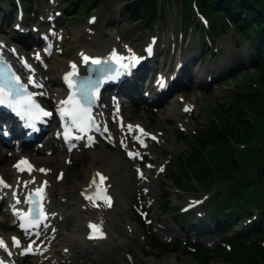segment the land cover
I'll return each instance as SVG.
<instances>
[{
    "label": "rangeland",
    "instance_id": "rangeland-1",
    "mask_svg": "<svg viewBox=\"0 0 264 264\" xmlns=\"http://www.w3.org/2000/svg\"><path fill=\"white\" fill-rule=\"evenodd\" d=\"M64 1L71 3V0H64ZM95 3H96V4H94L95 11L99 12V16H100L101 20L106 21V23H107V21H108V23H111L110 27H115L114 25H112V24H114V20H115V22L118 23L117 24L118 27L121 28V26H122L125 31H126V26H130L133 29H136V31L139 33L140 32H143V33L151 32L150 28H144V26L141 23H135L128 17V15H125V13H124L125 0H100V1H96ZM165 5H166L165 9L168 12H171L172 6H175L177 9H179L178 4L175 2L169 1L168 3H165ZM90 11H92V10H90ZM157 24H158V22L156 23V25ZM81 26H82V22H77V21H74V22L67 25L68 29L75 28V27H78V29H80ZM159 26L160 25H158V27ZM231 32L232 31H229L228 34H230ZM186 35H188V36L192 35V38L194 39L198 36V32L187 31ZM233 55L238 56V57H236L238 59V62L241 61L242 63L246 64V66H244L243 69H246L248 72L250 71V73H252V74H250L252 81H254V79H255L258 82V84L256 82L254 83L256 85V88L254 87L253 84L248 85L247 88H244V89H249V91H252V92L254 91L256 93H253V94L251 93L252 95H250V96L243 95L244 96L243 98H249L247 102L257 100V101H260L261 104L263 105V108H262L263 112L262 113H259L258 111H255V110L252 113H250L247 108L244 109V114L242 116L245 120L248 121L249 126H251L253 128V131H254V129L260 123V118L262 116H264V87H263L264 81L262 80L260 73H256V72L252 71V68H253L252 65H254L252 62L253 60L250 59V61L247 62L245 59L244 53H241V54L235 53ZM228 59L225 61L224 64H225V66L230 67ZM240 69H242V68H240ZM234 70L237 71L236 67L234 68ZM228 71L230 72V74L227 73V74L223 75L222 78H226V77L232 75V71L231 70H228ZM238 80L240 81V79H238ZM218 83H219V81H216L212 86H209L208 88H196L195 86H193L190 88V90H192L191 92H193L194 94H196L195 93L196 91L201 93L202 102L204 104H205V100L207 103L208 99L213 100L214 103H217V101H220L219 100L220 95L222 98H224V95H222L220 93L221 86H217ZM244 83L247 84L248 81H242V83L240 82L239 86L241 87V84H244ZM215 86H217V87H215ZM241 89L244 90L243 87H241ZM215 92H218L220 95L215 94ZM204 93L206 95H204ZM234 113L235 112H233L231 110L229 112V115L227 113V115L225 116V118H226L225 119L223 117H220L219 112H218V115H215L216 116L215 118H216V120L218 118V124H219V122L223 123L224 120L228 121V124H229L232 121L231 116ZM163 117H164L163 114L158 113L156 115L155 120L158 121L157 126H156L157 128L164 127V126H162L163 123L167 124L165 126H168V123L165 122L166 118H163ZM256 117H257V119H256ZM256 121H258V122H256ZM218 126H220V125L216 126L214 136H216V134H218V133H216V132H218V129H219ZM152 128L155 129V127H153V126H152ZM166 129L168 130L169 128L166 127ZM249 138L252 139L253 137L250 136V134H249L248 136H245L242 140H235V141H236V143H244ZM173 142H174L173 146L175 148V151H179V150H183L184 152L188 151L186 149V147H183L182 144H180L179 141L176 140ZM187 143H188V145H187L188 148L190 150H194V155L195 154L197 155V157H196L197 163L194 165V170L191 168H187L185 175H183L181 173L179 168L174 167V169L171 171L172 175L169 176V179L168 180L165 179L162 182L163 187L160 190V191H162L161 196H163L164 197L163 199L167 200V202L170 203L171 205H174L176 203V199L173 197H175L176 194L178 195V193L181 194L176 189H174L173 186L182 187L184 185V183L189 182L191 175L188 172V170L193 171L195 178H198V179L202 178L201 177V173H202V170H201L202 166L201 165L203 163V153L204 152L208 153V155L210 156L209 162H211V161H213L212 160V156H213L212 154L216 153V154L220 155V152H223V153L229 152L228 150H229V147L231 146L230 138L228 139V142L226 143L225 146L219 145L217 147L214 145H211V144H207L206 146L201 147L200 142L196 143V142L190 141V140H188ZM211 146H213L214 148H212ZM92 151H101V152L107 154L108 156L115 157L117 159V169H118V178H117V184H116L117 192L118 193L121 192L122 196L127 195L126 193H128V189L131 187V183H130V179L127 175V172H126L125 165H124L122 159L120 158V156L115 151H109V150H106V149L101 148V147H95V149H93ZM0 152H1V149H0ZM90 154H91V151H88L87 153H85V155L83 157L80 158L79 162L76 165H74L73 167H68L66 169L65 183L63 186L67 185L71 181L73 182L76 180H77V182L80 181L79 183H81V178H80V176H78V173H80L83 168H86V163H87V160L89 159L88 156ZM223 155L224 154L221 155L222 157L220 156V160L223 163L225 162V160H228L232 157V154L230 152H229L228 157H224ZM12 159L13 158L4 159L3 157H1V154H0V168H2V170H4L6 165H8L12 161ZM44 159L38 160L37 162L51 164V163L56 161V158H51V161H49V162L45 161ZM198 168H200V169L198 172H196V169H198ZM173 172H175V175L177 176V182L176 183H174L172 181V177L174 175ZM190 194L192 195L194 193H190ZM198 194L195 193V195H198ZM220 194L222 195V192L217 193L215 197L216 198L218 197V199H219ZM186 195H188V194H186ZM211 205L215 206V203L212 202ZM169 211H170V209L168 211H165L164 213L169 212ZM164 213H162V214H164ZM118 214H119V212H116L115 216L117 218H118ZM118 222H119V220H118ZM70 227H72L71 223H70ZM130 244H131V249L136 251L135 254H136V259H137L136 263L137 264H148V262H150V261H152L153 264H162L166 260L167 261L168 260H174L175 264H228V261H229L226 258H222L218 252H213L212 257L207 258L204 262L203 261L198 262L193 257H191L190 253L185 252L183 249H176L173 251H163L161 254L160 253L157 254L156 249H154V252H151L150 254H146V253H143L140 249H137V247L135 246V244L132 241L130 242ZM237 257H234L232 259H235ZM115 260L117 261L118 259H115ZM115 260L114 259H107V258H105V259L95 258L94 259L93 255L88 253V254H84V255L80 254L78 256V259L73 264H117L118 262H116Z\"/></svg>",
    "mask_w": 264,
    "mask_h": 264
},
{
    "label": "trees",
    "instance_id": "trees-1",
    "mask_svg": "<svg viewBox=\"0 0 264 264\" xmlns=\"http://www.w3.org/2000/svg\"><path fill=\"white\" fill-rule=\"evenodd\" d=\"M200 1L202 2V5L205 9L211 8L214 10L213 7L218 6L219 9L226 8V9L230 10L231 12H234V17L236 18V21H239L241 24L242 23L244 24V20L235 13L236 9H238L239 11H241V10L246 11L248 22L250 20L264 22V0H200ZM142 4L145 5L143 7H147V11L151 7L154 8V5H155L153 0H133V6H134V9L136 12H137L138 8H140V6H142ZM245 108H247L249 111H252V112L254 110L258 111L259 113L263 112V109H262L263 105L261 104L260 101L255 100V101L246 102L242 99H232L228 103V107L221 109L219 112V116L223 117V118H225L227 113L229 115V112L231 110L233 112H235L231 116V118H232L231 123L228 124V121H226V120H224L223 123L219 122L220 126H218L219 127L218 132H216L218 134H216V136H214L215 135L214 134L215 129H214L213 134L210 138H206L204 142H200L201 147H204L207 144H211V145H214L216 147L219 145L225 146L226 143L228 142L229 138H232L234 140H242L245 136H248L249 134H250V136L253 137L255 129L253 131V128L251 126H249L248 121L245 120L242 116L244 114ZM256 119H257V117H256ZM256 122H258V121H256ZM203 138H205V137H202V139ZM250 139L251 138H249L247 140H250ZM211 147L214 148L213 146H211ZM262 147L264 148V142L262 143ZM212 155H213L212 156L213 161L210 162V166L212 168L211 170H213V172L216 176L223 179L227 173L231 172L234 169V166L230 165V164H232L231 160H229L230 164L229 163L224 164L220 160L221 155L216 154V153H214ZM196 157H197V155L195 154L193 157H191L186 162H184V163L179 162L178 165H176L175 167L179 168L181 173L183 175H185L187 168H191L194 170V165L197 163ZM224 157H228V155L225 154ZM201 166H202L201 177L203 178L206 176V171L209 169V167L207 165H204L203 163ZM242 166H243V163H240L239 168H241ZM199 169L200 168L196 169V172H198ZM173 174L174 175L172 177V181L174 183H176L177 182V176L175 175V172H173ZM170 175H172V172ZM249 178L253 179L255 182L252 187L254 189H257L258 187L261 186L262 180H264V173L260 174L257 172H253V170H252ZM184 251L187 252L186 250H184ZM250 251L256 252V253H262L263 252V250H261L259 248H256V249L250 250ZM252 252L250 254L245 252L243 257H237L235 259H230L227 255H224V258L229 260L228 264H264V257H262V255H258L256 253H252ZM190 255H191V257H193L198 262H200V261L204 262L207 259V257L201 256V254L199 252L190 253Z\"/></svg>",
    "mask_w": 264,
    "mask_h": 264
},
{
    "label": "bare ground",
    "instance_id": "bare-ground-1",
    "mask_svg": "<svg viewBox=\"0 0 264 264\" xmlns=\"http://www.w3.org/2000/svg\"><path fill=\"white\" fill-rule=\"evenodd\" d=\"M103 32H106V35L101 36ZM73 37L77 36V33L74 31L72 33ZM109 35V31L102 29L100 31V39H106ZM92 39V36L91 38ZM99 37L93 39L94 42H98ZM87 46L88 43H87ZM64 65L63 60L58 61L57 68ZM202 83V82H199ZM169 109L167 113H169ZM32 159H36L34 155H31ZM86 163V168H83L78 176L81 178V183L76 181H71L65 185L59 191H63L60 195L65 197L64 203H59V207L62 209L60 212L63 213V221H70L72 227L67 231L62 233L61 242H64V245H69L70 253L66 255V258H72L74 255L81 253H86L85 246L82 242V230L84 229L85 222L88 220V217L92 214L88 207L82 203L78 196V191L86 186L88 179L94 174V171L98 170L104 171L109 175V181L116 188L117 178H118V169H117V159L115 157H110L107 154L101 151H91V154L88 157ZM59 194V192L57 193ZM58 201V200H56ZM63 207V208H62ZM106 224L110 228L111 225L118 226L117 220L115 221L114 216L111 211L105 213ZM126 232H117L116 235L108 231V235L105 238L106 244L104 245L105 249H98L99 256L102 254L108 255L112 259H118L117 264H137L135 250L131 249V244L129 241L122 239V236H126ZM63 245V246H64ZM92 252V251H91ZM96 254V253H95ZM122 255V256H121ZM124 256V257H123ZM59 257H62L60 255ZM123 257V258H122ZM148 264H153L152 261ZM162 264H175L174 260H166Z\"/></svg>",
    "mask_w": 264,
    "mask_h": 264
},
{
    "label": "snow or ice",
    "instance_id": "snow-or-ice-1",
    "mask_svg": "<svg viewBox=\"0 0 264 264\" xmlns=\"http://www.w3.org/2000/svg\"><path fill=\"white\" fill-rule=\"evenodd\" d=\"M147 51L150 52L151 48L149 47L147 49ZM113 58H115L117 60L120 59L119 57H115V55L113 56ZM37 59H39L38 55H37ZM83 59L85 62H88L90 60V58L87 56H84ZM130 59H131L133 64L138 62V59L135 57L134 54L132 57H130ZM91 63L99 65L102 63V61L98 60V59H91ZM25 66L29 67V68L31 67L30 65H27L26 62H25ZM123 66L128 67V65H123ZM75 67L76 66L73 65L72 66L73 71L68 73L65 76V80L68 81L69 86H72L71 77L73 75H75ZM30 82L34 83V81H31V79H30ZM17 85H20L19 77H13L12 80L8 81L5 85H0V104H8L10 106H13L15 104H20V103L32 104L31 96L24 97L22 99H17L16 101H12L9 99V97L12 95V90L14 88H16ZM20 87H23V85H20ZM17 91H18V89H17ZM95 94H96L95 88H91V91H89L88 86H81V95L85 99H88L89 97H94ZM61 103L72 105L71 111H69L67 109H61V113H62V115L68 116L71 118V122H72L73 126L77 127L81 132H87L90 130L89 125H90V122L92 120V117L89 114L90 113L89 108L81 105L79 100L75 99L74 95L70 96L68 98V100L62 101ZM189 110H190L189 108H185V111H189ZM43 115L48 116L51 114L48 112H43ZM136 127L138 128L139 126H136ZM128 128H129V131H131L133 126L129 125ZM106 130L107 129L105 128V131ZM140 131L143 135H148L147 133H143L142 129H140ZM66 138H70V137L66 136ZM81 138L82 137H79V136L76 137V139H81ZM152 138L155 139V137H152ZM92 139L93 138L91 136L88 137L89 142H91ZM135 139H137L140 142V144L142 146H144V141L140 138V136L135 137ZM128 155H129V157H138L140 154L138 152H136V153L129 152ZM21 164H27V161L26 160L21 161L17 165H15V167L19 171H26V170L31 171L32 170L31 165H28L27 168H23L20 166ZM149 167H151V165H149ZM160 170L163 171L162 168ZM39 171L45 172L47 170L46 169H39ZM140 175L143 178V173H141ZM96 177H100L101 184H102V181L104 179H106L105 177L101 176L100 173H96ZM96 177H94L92 180V185L97 186L96 193L94 195L87 196L86 198L93 201V202L96 199H102L106 206L111 207V198L106 195V189H103L100 185H97ZM34 182H35L34 179H33V181H26V182H24V185L26 187L28 183H34ZM44 183L46 186L47 182L45 181ZM0 185H3L4 187H10V185H7L2 179H0ZM13 196H14V198H16V203H19L20 201L16 197L15 192L13 193ZM33 196L37 197V199H33ZM42 199H43V186L35 189L34 192L29 193L28 196L25 198V203H28L29 205H35V204H38ZM12 207H13L14 215H17L19 217V219L21 220V223L19 226L22 229H25V231H27L29 228L39 227L40 223L46 219V214H44L42 212V206L40 208L29 207V209L26 213L22 212L20 210H17L15 208V205H13ZM34 212L37 213V215L33 216ZM89 227L93 230L92 238H97V237L103 238L104 233H103V231L99 225L92 224V225H89ZM13 243L18 246L19 240H17L16 238H13ZM0 247H6V245L4 244V241L2 239H0ZM25 251H32L31 245H29V247Z\"/></svg>",
    "mask_w": 264,
    "mask_h": 264
}]
</instances>
